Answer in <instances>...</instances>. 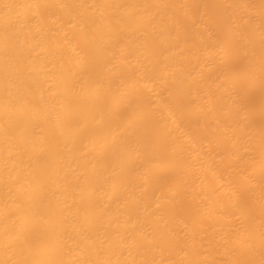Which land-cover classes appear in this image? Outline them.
Listing matches in <instances>:
<instances>
[{
  "label": "bare ground",
  "instance_id": "6f19581e",
  "mask_svg": "<svg viewBox=\"0 0 264 264\" xmlns=\"http://www.w3.org/2000/svg\"><path fill=\"white\" fill-rule=\"evenodd\" d=\"M0 264H264V0H0Z\"/></svg>",
  "mask_w": 264,
  "mask_h": 264
}]
</instances>
